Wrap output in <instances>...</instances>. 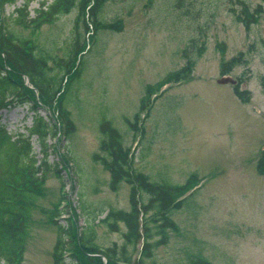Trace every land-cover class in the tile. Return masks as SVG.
I'll return each mask as SVG.
<instances>
[{
    "label": "rangeland",
    "instance_id": "rangeland-1",
    "mask_svg": "<svg viewBox=\"0 0 264 264\" xmlns=\"http://www.w3.org/2000/svg\"><path fill=\"white\" fill-rule=\"evenodd\" d=\"M25 1L6 5L9 29L66 57L75 11L54 23L24 27L11 16ZM243 2L254 10L262 0ZM243 2L108 0L103 5L102 19L120 20L122 28L87 38L86 51L78 58L80 74L68 75L64 106L75 129L66 134L65 123L56 120L61 129L47 142L48 161L54 163L64 153L69 167L62 170L63 179L49 172L42 193L33 198L20 264H53L59 227L50 216L63 193L78 214L79 233H93L92 242L102 251L125 244L126 224L120 222V230L112 231L104 217L110 209H131V185L122 181L113 190L110 172L94 159L95 153L104 154L100 141L105 119L121 132L125 146L132 145L134 166L151 181L183 184L191 174L202 179L172 211L179 230L169 231L168 241L154 247L146 264H192L196 255L214 264H264V174L257 171L264 149V15L245 25L237 18ZM40 3L31 1V16ZM234 58L232 69L224 72ZM190 62V77L167 84L141 130L134 131L128 120L139 111L147 85ZM49 64L51 74L61 77L60 68L52 60ZM225 77L229 80L222 81ZM236 81L248 91V101L235 93ZM41 113L47 116L51 110ZM0 118L9 128L4 149L18 135L27 136L34 120L26 105L1 107ZM30 139L40 158L37 135ZM62 217L59 222L66 223ZM142 245L143 240L133 258ZM127 251H133L131 244Z\"/></svg>",
    "mask_w": 264,
    "mask_h": 264
},
{
    "label": "trees",
    "instance_id": "trees-1",
    "mask_svg": "<svg viewBox=\"0 0 264 264\" xmlns=\"http://www.w3.org/2000/svg\"><path fill=\"white\" fill-rule=\"evenodd\" d=\"M18 1L0 0V108L26 105L33 112L34 120L27 136L23 133L18 135L17 139L9 142L8 149H4L9 140V128L0 118V264H20L33 198L42 193L49 172L54 171L63 179L59 161H48L50 144L47 138L55 134L56 120L65 123L66 134L75 129L70 111L64 106V85L69 82L68 75H78L82 70L78 58L85 52L87 38L94 40L100 30L122 28V21L108 22L100 16L102 7L108 0H42L34 17L30 11L32 0H26L21 6H17L11 16L12 21L34 28L54 23L61 15L75 11L71 41L65 42L67 55L61 58L33 39L16 35L9 29L5 7ZM262 14L264 15V0L254 10L243 2L237 18L250 26ZM50 60L63 72L61 77L51 74L53 68L49 64ZM236 60L234 58L228 65H224V72L230 71ZM192 70L193 63L190 62L156 84L147 85L146 97L142 99L140 110H145L152 104L151 96L164 84L186 80ZM25 76L38 91V95L35 89L25 83ZM261 82L264 88V76ZM235 93L244 102L250 98L248 91L240 89V83L235 85ZM46 108L51 113L44 116L41 110ZM128 122L133 129H137L139 115H136L134 121ZM101 133L103 138L100 146L104 154L95 153L94 159L100 161L110 172L113 190H117L122 181L131 185V209H110L106 217L112 231L120 230V222L126 224L127 231L123 234L125 244L120 248L115 243L102 251L93 244V233L91 237L79 233L78 214L75 211L74 219L67 217L66 223L59 222L57 217L68 212V205L60 207L61 204L57 203L50 216L59 227L52 255L53 264H103L102 255L107 258L106 264H146L153 256L154 247L168 241L169 231L179 230L172 218V211L183 205L184 199H178L198 182L196 174L191 175L183 184L151 181L147 174L134 166L131 149L124 145L121 132L110 120H103ZM33 134L38 137L42 152L40 158L34 153L30 139ZM1 156H4L3 160ZM257 170L264 174V150L258 159ZM144 194L147 195V200L143 199ZM157 235L159 239L155 240ZM141 240L143 245L139 256L133 258L132 254ZM128 244L133 247L130 253L127 251ZM191 263L214 264L201 255L192 258Z\"/></svg>",
    "mask_w": 264,
    "mask_h": 264
},
{
    "label": "water",
    "instance_id": "water-1",
    "mask_svg": "<svg viewBox=\"0 0 264 264\" xmlns=\"http://www.w3.org/2000/svg\"><path fill=\"white\" fill-rule=\"evenodd\" d=\"M227 80H229V79H228V78H226V77L222 79V81H227Z\"/></svg>",
    "mask_w": 264,
    "mask_h": 264
}]
</instances>
